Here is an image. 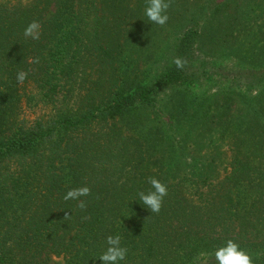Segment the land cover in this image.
<instances>
[{"label":"trees","instance_id":"16d2710c","mask_svg":"<svg viewBox=\"0 0 264 264\" xmlns=\"http://www.w3.org/2000/svg\"><path fill=\"white\" fill-rule=\"evenodd\" d=\"M239 1L168 0L161 26L145 0H0V264H101L115 233L120 264H217L227 239L264 264V0ZM150 177L159 213L136 195ZM82 186L83 209L63 199Z\"/></svg>","mask_w":264,"mask_h":264},{"label":"clouds","instance_id":"9594fccd","mask_svg":"<svg viewBox=\"0 0 264 264\" xmlns=\"http://www.w3.org/2000/svg\"><path fill=\"white\" fill-rule=\"evenodd\" d=\"M168 8V0H145L144 16L152 24L162 26L169 20ZM38 27L35 21L28 24L24 29V36L38 39ZM173 63L178 69L184 66V62L178 57L173 60ZM26 75V72L19 71L16 74V80L23 82ZM148 183L150 188L139 190L136 195L140 204L145 206L146 209L152 213H159L164 198L168 194L167 185L156 177H150ZM89 193L90 188L88 186L70 188L64 194L63 199L66 201L78 200L79 207L83 209L86 205L80 198L88 196ZM127 255L128 248L122 244L120 234H109L105 237V246L99 255V260L101 264H120V262L126 261ZM214 256L217 264H254L252 257L233 239H227L215 249Z\"/></svg>","mask_w":264,"mask_h":264},{"label":"rangeland","instance_id":"374dc122","mask_svg":"<svg viewBox=\"0 0 264 264\" xmlns=\"http://www.w3.org/2000/svg\"><path fill=\"white\" fill-rule=\"evenodd\" d=\"M243 0L239 1V4L242 3ZM245 25L247 28V31L250 32V15L247 18ZM174 34L171 33L169 31L168 35L166 36V33L163 32L160 37L156 40V42L158 43V46H161L162 48H167L169 45V42L171 40H173L174 38ZM245 36L241 37V39H244ZM216 63H219L223 69L222 71H224L225 73H227L228 75H235V74H240L242 72V65H240L234 58H229L225 55L223 56H218L216 59ZM214 60V61H215ZM223 89V85L222 84H215V83H209V84H204L202 85L199 90H204L207 91V94L205 95V97H211L214 93H222ZM22 93V100H21V104H20V117L26 119L27 121L31 122L34 121L36 118L40 117L41 114L43 113L44 110H46V108L40 104L37 105L32 101H28L26 99L23 93V91H21ZM218 96H220V94H218ZM217 137V135H216ZM62 258L59 257H53V264H62Z\"/></svg>","mask_w":264,"mask_h":264}]
</instances>
